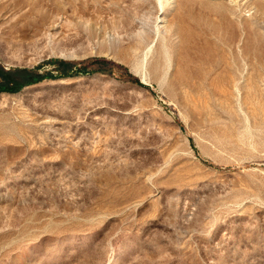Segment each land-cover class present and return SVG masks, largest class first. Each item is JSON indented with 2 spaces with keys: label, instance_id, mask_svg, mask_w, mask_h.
I'll return each instance as SVG.
<instances>
[{
  "label": "rangeland",
  "instance_id": "1",
  "mask_svg": "<svg viewBox=\"0 0 264 264\" xmlns=\"http://www.w3.org/2000/svg\"><path fill=\"white\" fill-rule=\"evenodd\" d=\"M55 59L0 92V264H264V0H0Z\"/></svg>",
  "mask_w": 264,
  "mask_h": 264
},
{
  "label": "trees",
  "instance_id": "2",
  "mask_svg": "<svg viewBox=\"0 0 264 264\" xmlns=\"http://www.w3.org/2000/svg\"><path fill=\"white\" fill-rule=\"evenodd\" d=\"M52 63L57 65L58 74H53L51 71L38 72L36 68H4L0 64V92H15L25 85L36 83L46 78L53 79L58 76H68L71 72L88 73L90 71L84 66H80L76 68L75 71H72V69H70L72 63L61 59L52 60ZM128 77L131 81L143 85L138 78L131 74H128Z\"/></svg>",
  "mask_w": 264,
  "mask_h": 264
}]
</instances>
